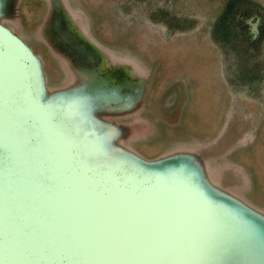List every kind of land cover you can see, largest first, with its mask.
I'll use <instances>...</instances> for the list:
<instances>
[{"label": "rangeland", "instance_id": "374dc122", "mask_svg": "<svg viewBox=\"0 0 264 264\" xmlns=\"http://www.w3.org/2000/svg\"><path fill=\"white\" fill-rule=\"evenodd\" d=\"M61 1L117 62L131 60L146 77L135 109L103 115L121 126L120 143L145 158L191 151L214 182L264 211V52L251 55L214 34L229 0ZM242 1L264 18V0ZM50 7L51 0H15L2 21L40 55L54 88L68 75L38 34ZM4 72L0 65V264H44L26 249H47L45 262L61 249L77 257L65 264H180L176 238L148 226L129 196L95 190L54 148L66 141L57 129L43 119L37 128L24 124L32 106Z\"/></svg>", "mask_w": 264, "mask_h": 264}, {"label": "water", "instance_id": "95a60500", "mask_svg": "<svg viewBox=\"0 0 264 264\" xmlns=\"http://www.w3.org/2000/svg\"><path fill=\"white\" fill-rule=\"evenodd\" d=\"M14 3L0 0V65L5 82L32 106L24 124L37 128L43 119L49 131L57 129L66 141L54 148L96 184L95 190L107 194L112 187L129 196L148 226L176 238L183 252L176 254L180 264H264L263 210L214 182L195 153L176 149L145 158L121 144V126L103 117L138 106L146 79L142 68L131 60L117 62L68 14L61 0H51L38 34L61 61L68 79L49 88L40 55L2 21L13 12ZM245 21L255 36L259 18ZM27 141L35 143L36 138L31 134ZM4 153L0 145V158ZM40 165L46 168L48 162ZM14 219L21 221V216ZM46 252L25 250L44 264H65L75 256L61 249L45 262Z\"/></svg>", "mask_w": 264, "mask_h": 264}, {"label": "flooded vegetation", "instance_id": "af4514ba", "mask_svg": "<svg viewBox=\"0 0 264 264\" xmlns=\"http://www.w3.org/2000/svg\"><path fill=\"white\" fill-rule=\"evenodd\" d=\"M252 16V21L259 18L256 24L255 36H251L250 27L246 19ZM213 32L224 36V41L230 44L233 41L239 50H247L251 55H260L264 52V18L262 9L256 4H249L242 0H229L218 15ZM226 40V41H225Z\"/></svg>", "mask_w": 264, "mask_h": 264}]
</instances>
